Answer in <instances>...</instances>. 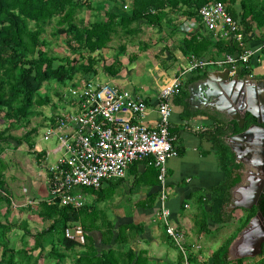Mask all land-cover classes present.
Returning <instances> with one entry per match:
<instances>
[{"label":"trees","instance_id":"obj_1","mask_svg":"<svg viewBox=\"0 0 264 264\" xmlns=\"http://www.w3.org/2000/svg\"><path fill=\"white\" fill-rule=\"evenodd\" d=\"M93 0H0V119H7L10 123L21 126L29 116L34 105H45L47 98H38V91L43 82L52 79L60 81L70 78L77 72L89 74L94 70V63L78 65L77 58L68 57L66 63L59 67L53 66V60L48 57L45 51L38 50L43 45L41 34L44 32V25L53 18H59L61 26L66 28L59 31L61 34L70 36V47L73 53L82 49H87L92 53L105 49L112 41L117 26H128L134 22L147 21L150 25L159 26L162 20L170 17V13L182 11V15L188 20L201 22L200 10L209 3L223 2L228 5L232 16L239 20L245 32L253 31L254 22H262L264 19V3L260 0H132L131 5H126L125 11L118 5L124 0H104L98 5L105 11L106 20L95 24L80 25L76 21L79 11L88 8L94 9ZM184 8H186L184 10ZM262 19V20H261ZM34 22L38 28L32 30L30 23ZM187 46L186 54L197 59L204 58L207 52L216 49L218 53L234 55L239 51V47L233 41L219 39L212 35L206 36L200 33L190 35L185 39ZM77 47H76V46ZM36 54L38 57H35ZM209 59V58H207ZM210 68V67H209ZM254 66L243 67L240 75L249 77L254 75ZM197 77L182 82L181 94L174 99V104L185 106L182 118L190 120L192 117L204 116L189 111L188 107V87L199 80L208 78L209 69L199 71ZM255 76V75H254ZM254 78L264 79V76ZM218 121L211 133L201 134L203 140L211 142L216 149L219 166L225 173L224 181L210 189L211 199L208 203L211 206L210 212H205L198 221V228L202 233H208L210 219L215 225L223 226L232 223L233 214L228 211L232 202V189L242 181L243 165L237 162L236 155L227 144L226 133ZM7 139L4 133H0V155L4 151L3 142ZM20 143L22 140H18ZM41 161V155L38 156ZM2 173H0V179ZM121 181V180H118ZM3 183L0 181V189ZM91 189V188H90ZM10 203V200H8ZM202 204L205 201H201ZM83 209H73L61 207L50 202L43 203V211L40 213L46 220L52 221V225L43 232L32 233L26 224L23 229L27 235L36 239L35 249L42 248L40 255L35 262H39L44 253V237L56 235L60 238V243L67 248L88 247V240L85 245H81L66 237V229L79 222L83 216ZM258 210L264 215V200L260 202ZM249 213L243 222L241 229L245 228L250 220L255 216L254 210H245ZM15 227L11 224H0V249L2 256L0 264H31L34 261L32 250H15L11 247L8 233ZM128 230L139 231V227L130 225L120 228L118 244L128 242L125 233ZM113 231L110 238L113 237ZM235 237L230 238L213 255V264H231L228 260L229 247ZM107 243H111L107 241ZM51 251L50 255H57L63 264L67 258L62 253ZM144 258L138 257L129 251L122 253L117 249H109L102 255L96 253H85L78 255L74 264H143ZM241 264L242 261L236 262ZM178 264H183V257Z\"/></svg>","mask_w":264,"mask_h":264},{"label":"crops","instance_id":"obj_2","mask_svg":"<svg viewBox=\"0 0 264 264\" xmlns=\"http://www.w3.org/2000/svg\"><path fill=\"white\" fill-rule=\"evenodd\" d=\"M262 20V19H261ZM193 21H188L187 30L192 28L190 35L200 33L210 36L204 27H192ZM253 26V31L247 35V47L258 49L264 41V19L259 24ZM214 37V36H213ZM215 38V37H214ZM219 40L218 38H215ZM253 59L255 76H264V51L258 52ZM225 53L222 54V58ZM209 75L215 79L226 71V68H207ZM206 70V69H204ZM203 71V70H200ZM240 69L237 76L242 79L249 77L241 76ZM199 71L190 73L184 81L197 77ZM207 79V78H206ZM206 79L196 81L188 87V107L189 111L204 116L192 117L190 120L182 118L185 106L174 104V114L171 121V131L178 136V146L180 156L172 158L167 165V187L169 194L167 207L172 212V222L181 229L187 239V249L193 258V264H213V255L230 238L235 237L229 247L228 260L231 264L242 261L241 264H264V252L257 257L251 254L252 246L248 244L246 236L242 235L241 229L245 214L244 209H234L228 211L233 214V221L230 224L217 226L210 219L208 220L209 232L202 233L198 228V221L205 212L211 211L208 201L211 199L210 189L220 185L225 179V173L221 171L216 149L211 142L203 140L201 134L211 133L218 125V121H224L221 114L210 107H206L200 100V83ZM259 79V78H258ZM127 90L126 85L111 83ZM160 88L162 86L159 85ZM159 89L139 91L133 89L135 95L143 97L149 103V112L145 118V123L155 126L158 113L156 111ZM144 94V95H142ZM221 124V125H223ZM55 146H48L44 149L42 175L44 182L48 185L49 167L56 163L59 155L56 154ZM243 165L242 174L245 171ZM49 190V186H47ZM76 193L84 200L83 216L74 225H81L88 240V247H77V250H86L87 253H96L99 256L109 249H117L122 253L133 251L138 257L144 258L143 264H178L181 253L172 243L163 221L160 218L162 209L163 187L159 181V170L155 166L153 159L138 162L130 166L127 176L121 180L108 181L101 190L84 188ZM50 192V190H49ZM241 193H233V197L242 198ZM49 201V200H47ZM201 201H205L202 204ZM134 225L139 227V231L128 230L125 238L127 243L118 244L120 228ZM113 231V237L110 234ZM111 243H107L110 241ZM174 250H177L175 253ZM263 256V257H262ZM183 257V256H182Z\"/></svg>","mask_w":264,"mask_h":264},{"label":"rangeland","instance_id":"obj_3","mask_svg":"<svg viewBox=\"0 0 264 264\" xmlns=\"http://www.w3.org/2000/svg\"><path fill=\"white\" fill-rule=\"evenodd\" d=\"M102 1L104 0H93L94 9L85 8L79 11L76 16L77 23L84 26L106 20L105 11L98 5ZM260 1L264 3V0ZM131 2L132 0L119 1L118 5L130 13L131 9H126L125 6L132 7ZM240 2L241 0L237 1V6ZM188 21L190 20L180 11L170 13V17L162 20L159 26L150 25L144 20L128 26H117L108 46L95 53L87 49L73 53L69 45L71 37L59 33L66 25L61 26L58 17L44 25V32L41 34L43 45L38 50L48 54L55 68L65 64L68 57H72L79 60L78 65L94 63V70L89 74L77 72L63 81L52 79L43 82L37 95L38 98H47L48 103L34 105L21 126L12 124L7 119H0V133H4L7 139L2 143L4 151L0 155V181L3 183L0 189V224L15 225L8 233L11 247L17 251L32 250L34 261L31 264H57L60 261L57 255L48 256L53 249L55 253L59 252L67 257L63 264H74L78 255L87 253L84 249L63 246L60 238L52 234L44 237L45 254L39 262H35L42 248L35 249L36 239L27 235L22 228L26 224L32 233H37L47 230L53 223L40 214L43 203L49 202L47 200L52 197L47 189L48 185L43 183L42 171L46 170V166L43 165L41 154L48 146H55L52 141L45 140L44 136L57 115L68 109L70 89L90 81L121 83L129 91H136L135 88L139 91L154 90L159 89L160 85V95L175 76L184 72L197 59L186 54L188 49L185 39L190 36L186 26ZM30 28L36 30L38 26L31 22ZM204 58L220 59L222 55L212 49ZM40 155L41 161L38 157ZM82 191L78 189V193ZM242 213L245 214V221L249 213ZM1 256L0 249V258ZM189 257L190 264H193L190 253ZM262 262L264 261L261 260Z\"/></svg>","mask_w":264,"mask_h":264},{"label":"built area","instance_id":"obj_4","mask_svg":"<svg viewBox=\"0 0 264 264\" xmlns=\"http://www.w3.org/2000/svg\"><path fill=\"white\" fill-rule=\"evenodd\" d=\"M200 17V23L192 20V27L202 26L215 38L233 41L239 51L220 59H194L159 95L155 126L145 123L149 112L145 98L111 83L90 81L70 89L68 109L57 115L45 133L47 139L55 140L59 155L49 167L52 196L49 202L61 207L83 208L85 203L76 193L78 189L101 190L108 181L123 180L131 165L153 159L163 187L160 218L166 234L183 256V264H190L187 239L173 224L172 212L166 204L168 161L180 156L178 136L171 131L173 101L181 94L182 82L188 74L211 67L226 68L235 77L243 67L250 68L257 53L264 51V41L258 49L247 47L248 35L227 4L209 3L200 10ZM66 237L81 245L87 243L81 225L68 227Z\"/></svg>","mask_w":264,"mask_h":264},{"label":"water","instance_id":"obj_5","mask_svg":"<svg viewBox=\"0 0 264 264\" xmlns=\"http://www.w3.org/2000/svg\"><path fill=\"white\" fill-rule=\"evenodd\" d=\"M201 102L208 108L219 113L227 114L231 119L238 121L244 128L246 116L251 115L259 125L249 128L234 139L239 142V148L230 145L236 155L237 162L246 165L241 158L242 152L247 151L255 155L252 176L254 180L251 185L243 181L233 188V193L239 192L242 198L233 197L230 210L237 208L253 210L259 206L260 197L264 190V81L242 79L239 76L231 77L228 70L223 71L219 78L213 75L200 83ZM257 133H252V132ZM261 171L258 177V169ZM253 191V194H252ZM264 215L261 211L250 220L249 224L242 231L247 238L248 244L252 246L253 257L260 256L264 252Z\"/></svg>","mask_w":264,"mask_h":264},{"label":"flooded vegetation","instance_id":"obj_6","mask_svg":"<svg viewBox=\"0 0 264 264\" xmlns=\"http://www.w3.org/2000/svg\"><path fill=\"white\" fill-rule=\"evenodd\" d=\"M250 80H262L264 81V79H258V78H253V79H250ZM221 118L224 121V124L221 125L222 129L228 133L227 136H226V141H227V144L230 146L232 145L233 147H235L236 149L239 148V142H237L234 138L237 137L238 135H240L241 133H244L246 132L249 128L255 126V125H259L257 123V120L255 118H253L251 115H247L246 116V122H245V125H244V128H242L238 121L234 120V119H231V117H229L227 114H221ZM264 126V125H263ZM252 133H257V132H252ZM247 151V149L245 148L244 151L242 152V155H241V158L245 161V163H247L245 166V171L243 172V176H242V181L245 183V184H248V185H251V182L254 180L253 176H252V170L253 169V166H251L250 163H255V155H253L252 153H249V152H245ZM260 171H261V167H259L258 169V177L259 174H260ZM252 194H253V191H252ZM264 200V190L261 194V197H260V202ZM259 202V204H260ZM259 207V206H258ZM258 207L254 208L256 209V214L257 212L259 211L258 210ZM253 209V210H254ZM262 237L264 238V234L262 235Z\"/></svg>","mask_w":264,"mask_h":264},{"label":"bare ground","instance_id":"obj_7","mask_svg":"<svg viewBox=\"0 0 264 264\" xmlns=\"http://www.w3.org/2000/svg\"><path fill=\"white\" fill-rule=\"evenodd\" d=\"M172 83H173V80L167 85V86H170V85H172Z\"/></svg>","mask_w":264,"mask_h":264}]
</instances>
